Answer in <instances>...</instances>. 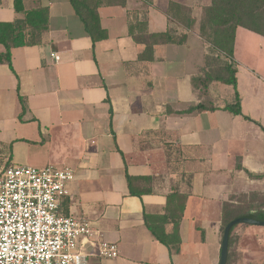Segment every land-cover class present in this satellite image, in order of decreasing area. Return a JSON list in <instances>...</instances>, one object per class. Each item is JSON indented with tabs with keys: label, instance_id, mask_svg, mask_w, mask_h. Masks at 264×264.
I'll use <instances>...</instances> for the list:
<instances>
[{
	"label": "crops",
	"instance_id": "crops-1",
	"mask_svg": "<svg viewBox=\"0 0 264 264\" xmlns=\"http://www.w3.org/2000/svg\"><path fill=\"white\" fill-rule=\"evenodd\" d=\"M170 2L195 18L186 44L156 46L152 62H139L144 46L129 37V20L146 21L150 34L182 33L164 16ZM210 3H104L97 13L107 38L93 45L68 0H22L24 11L48 10V29L40 45L11 50V68L0 64V173L9 166L73 172L59 214L87 218L94 240L118 250L103 259L85 246L88 264H217L222 206L256 208L264 198L262 114L244 112L239 94L241 115L222 111L228 104L219 83L198 90L192 82L204 68L199 24ZM22 18L13 0H0V23ZM199 104L216 110L184 113ZM125 168L151 178V194L130 196ZM174 193L186 199L180 244L169 250L149 233L144 215L162 216Z\"/></svg>",
	"mask_w": 264,
	"mask_h": 264
},
{
	"label": "trees",
	"instance_id": "trees-1",
	"mask_svg": "<svg viewBox=\"0 0 264 264\" xmlns=\"http://www.w3.org/2000/svg\"><path fill=\"white\" fill-rule=\"evenodd\" d=\"M115 1L120 6H125V0ZM140 1L147 6L152 5V0ZM68 2L93 45L107 38L106 32L100 27L97 9L104 3H113L114 0H68ZM13 7L15 13L23 15V18L11 23H0V45L4 48V53L0 55V64L6 63L9 68H11V50L40 45L43 34L48 29V10L46 8L24 11L22 0H13ZM164 16L168 22L175 24L183 32L176 35L171 31L150 34L147 32L146 21H140L137 18L129 20L127 25L129 37L135 44L144 46L143 51L138 55L139 62H152L156 46H184L186 44L188 34L195 24V18L191 11L170 2ZM237 29H243L264 39V0H211L210 5L203 9L199 24V37L208 48L204 57V68L199 76L192 79L194 87L198 90H205L211 83L231 87L235 91L234 102L223 107L222 111L234 116L241 115L233 56ZM18 100L23 105L20 96H18ZM215 110L213 107L199 104L190 107L184 113L213 112ZM109 113L111 114V112ZM244 119L250 121L247 117ZM261 130L264 133V127H261ZM125 178L130 196L141 197L151 194L149 188L151 178L130 176L126 168ZM185 199V196L181 197L174 193L167 197L165 212L162 216L144 215L145 227L149 233L169 250L180 244L178 227L182 219ZM243 217L264 222V206L241 208L224 204L221 211L222 231L230 221ZM167 225H171L170 233L165 231ZM234 228L229 237L226 264H230Z\"/></svg>",
	"mask_w": 264,
	"mask_h": 264
},
{
	"label": "built area",
	"instance_id": "built-area-1",
	"mask_svg": "<svg viewBox=\"0 0 264 264\" xmlns=\"http://www.w3.org/2000/svg\"><path fill=\"white\" fill-rule=\"evenodd\" d=\"M73 179L69 168L3 169L0 264H88L85 246L95 249L100 258L117 257L115 244L94 240L87 218L59 214L67 184Z\"/></svg>",
	"mask_w": 264,
	"mask_h": 264
},
{
	"label": "rangeland",
	"instance_id": "rangeland-1",
	"mask_svg": "<svg viewBox=\"0 0 264 264\" xmlns=\"http://www.w3.org/2000/svg\"><path fill=\"white\" fill-rule=\"evenodd\" d=\"M243 34L238 36V48L236 49L235 61L237 65V91L242 100V109L249 112L255 110L264 119V39L257 37L247 31L239 30ZM248 37H246V36ZM194 43V41H192ZM205 53L208 51L205 45ZM181 51V50H179ZM184 53L186 49L183 48ZM235 54V53H234ZM248 72L257 80L254 81ZM255 82V86H254ZM224 92L221 103L231 104L233 102V90L229 86L219 84ZM259 206H264V198L258 200ZM245 208V206H241ZM247 225H237L232 232L233 245L230 249V264H264V227H258L247 234ZM256 259V260H253Z\"/></svg>",
	"mask_w": 264,
	"mask_h": 264
},
{
	"label": "water",
	"instance_id": "water-1",
	"mask_svg": "<svg viewBox=\"0 0 264 264\" xmlns=\"http://www.w3.org/2000/svg\"><path fill=\"white\" fill-rule=\"evenodd\" d=\"M237 225H247L255 227H264V222L256 221L250 218H237L230 221L223 229L220 244L219 261L217 264H226L228 256V243L231 230Z\"/></svg>",
	"mask_w": 264,
	"mask_h": 264
}]
</instances>
